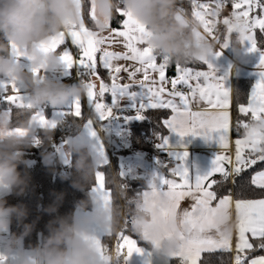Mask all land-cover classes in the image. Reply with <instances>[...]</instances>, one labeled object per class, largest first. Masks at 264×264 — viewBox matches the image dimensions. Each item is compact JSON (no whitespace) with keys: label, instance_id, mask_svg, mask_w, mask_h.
I'll return each mask as SVG.
<instances>
[{"label":"clouds","instance_id":"1","mask_svg":"<svg viewBox=\"0 0 264 264\" xmlns=\"http://www.w3.org/2000/svg\"><path fill=\"white\" fill-rule=\"evenodd\" d=\"M89 7L94 8L95 19L86 22ZM118 11L142 24L147 31V46L157 57L171 62H201L218 51L217 45L227 43L234 51H239L244 43L239 29L234 30L235 35L226 31L218 35V40L209 39L198 21L178 9V0H0V80L14 83L26 105L15 109L11 118L7 114L0 115V192L22 196L28 188L30 177L18 169L26 163L24 153L33 146L28 138L34 124L32 114L40 106L63 105L70 98L87 95L89 90V81L68 85L45 76L46 71H58L64 65L59 52L45 49L62 33L79 30L86 23L89 32L103 41L110 36L109 21ZM101 49H104L103 44ZM20 58H27L30 71L22 66ZM34 69L39 70L38 74ZM14 129L25 130L26 134L20 135ZM258 132H264V119L251 121L245 129V135ZM51 139V128L44 127L38 143L47 144ZM71 148L77 156L72 184L83 189L96 182L97 165L101 160L93 156V149L82 137L73 139ZM105 186L112 193L111 200L107 204L103 201L94 218L115 236L125 227V209L121 203L125 195L119 182L111 177H105ZM60 199L57 197L44 211L50 215L56 213ZM131 203L130 230L155 249L163 247L170 255L178 244L172 222L154 219L140 199ZM86 205L87 202L81 203V207ZM27 216L24 206L10 205L6 198H0V235L7 233L14 221L22 226L20 233L6 236L0 264H8L7 257L14 253L15 264H117L116 253L106 248L85 226L87 218L81 220L71 214L55 216L47 223V235L41 245L30 252L19 251L23 238L35 227V222H24ZM219 223L226 235L231 234L232 225L228 221Z\"/></svg>","mask_w":264,"mask_h":264},{"label":"snow or ice","instance_id":"2","mask_svg":"<svg viewBox=\"0 0 264 264\" xmlns=\"http://www.w3.org/2000/svg\"><path fill=\"white\" fill-rule=\"evenodd\" d=\"M224 5L225 0H216L215 8H211L209 4L196 3V0H192V16L202 25L204 33L213 40L219 39L218 36L213 35V29L217 23L214 18L219 15ZM232 6L234 9L243 8L244 10L233 11L231 17L223 19V25L227 26L228 33H233L237 29L240 30L243 35V42L249 46V52H260V60L257 65V68L260 69V78L251 91L247 105H241L238 111L244 116L251 113L252 121H260L264 119V50L257 47L253 33L256 28L264 32V0H239V2H234ZM255 9L261 10L259 17L250 16V13ZM180 11L184 12L183 8ZM118 13L124 18L123 30H111L112 34L103 41L97 40L86 26H82L79 30L62 33L45 50L57 51L60 49L57 52L60 53L66 68L71 69L78 64L89 70V77L95 79H99L96 72V53L102 52L100 60L103 67L109 71L112 83L109 86L101 81L97 92L94 91L97 88L96 83L89 79L87 93V99L93 102L101 120L113 115L112 109L106 107L104 102L107 93H125L133 87H139L143 92V100L133 105L136 119H144L143 112L147 109H170L172 116L164 121L167 129L181 137L200 135L212 139V133H216L215 140L218 146L227 148L231 93L224 86L225 78L216 75L209 59L201 61L207 66V71H193L190 68L181 67L180 63H177V76L170 81L172 91L167 92V98H165L163 95L166 91L165 85L169 83L165 78V69L169 61L162 58L163 62L157 63V56L146 44V28L129 14L123 11H118ZM90 15L91 19H95L94 8L91 9ZM206 17H212L213 19H206ZM117 37L122 38L127 52L121 55L101 49V44L116 43ZM69 42L75 47V52L68 47ZM226 47H228L227 43L220 45V48ZM220 54L222 53L217 51L216 55ZM74 55L79 58L74 60ZM117 60L136 61L139 67H135L132 71L124 68L123 71L128 73L129 80L134 81L136 74L140 72H143L144 79L133 83H118L117 81L120 79L118 74L121 72V67L113 64V61ZM33 71L37 74L39 72L38 69ZM150 72H157L159 80L151 79ZM191 81H196L195 85ZM178 84L186 86L189 92L178 91ZM9 86H11V91L14 94L6 95ZM0 89L3 90L0 91V99L7 101L10 105H15L16 109L26 107L24 97L19 94L20 90L14 83L0 80ZM194 102L197 105L204 102L210 110L193 111L192 105ZM73 108V115L80 117L81 102L79 99L76 100ZM11 112L12 109L7 108L3 115L10 116ZM32 121L38 123L41 127H56L55 122L50 123L39 112L32 114ZM237 123L238 127L242 126L244 129L249 127V123H242L239 120ZM13 131L20 135L26 134L25 130L22 129H14ZM92 135H95V132ZM158 147L167 153L169 151L167 139H164ZM246 148H250L248 156L244 155ZM187 156V151L183 152L182 155L177 154L176 160L178 162L171 170L174 176L180 177L181 182L177 183L174 179H165L160 172L150 182L149 190L142 193V201L145 210L150 212L154 219L161 218L172 222L174 225L173 234L177 237L178 244L170 255L179 258L181 264H198L201 253L231 249L232 236L231 234L226 235L222 231L219 221H229V208L232 204V198L224 196L218 200L215 206H212V202L217 200V193L211 189L214 184L220 182L216 180L208 182L209 178L219 173L223 181H227L232 176H239L244 170L255 165L257 161H264V132L245 135L243 139L236 140L235 162L231 171L224 167V163L229 160V157L216 153L208 171L203 174H192L183 163ZM252 182L258 187L264 188V171L256 173ZM96 184L97 188L94 191L99 192L102 200L107 204L111 200L112 194L105 188V175L103 172L96 173ZM186 197L191 198L193 201L191 210L185 209L179 212L180 201ZM235 208L238 214V242L236 243L235 264H245L246 257L242 254L245 250L253 248V245L249 243L247 233H251L253 237L261 238L259 247L264 249V199L237 200ZM118 239L122 243L116 245V256H121V250L125 247L127 253L124 259L141 251L137 246V241L129 238L122 231L119 233ZM247 264H264V257L252 259Z\"/></svg>","mask_w":264,"mask_h":264},{"label":"crops","instance_id":"3","mask_svg":"<svg viewBox=\"0 0 264 264\" xmlns=\"http://www.w3.org/2000/svg\"><path fill=\"white\" fill-rule=\"evenodd\" d=\"M234 2H238V1L235 0ZM232 5H227V6H230L229 11L227 10L224 11L223 8L220 10V12H224L225 14L224 19L231 17V14L233 11L244 10L243 8L238 9V10L234 9ZM260 15H261L260 9H255L253 12L250 13V16H253V17H259ZM206 19H213V18L206 17ZM109 28H110V21H109ZM110 29L113 30L112 28ZM201 29L203 30L202 25H201ZM116 30H123V26L122 28L116 29ZM233 35H235L234 32H233ZM253 35L256 40L257 47L261 50H264V32H261L259 28H256L254 30ZM68 47L72 51V48L74 46H72L69 42ZM248 47L249 46L247 43H243L239 51H234L231 46H228L226 48H222V51H220L222 54L216 55L217 52H215L213 56L209 58V61L213 65L216 75L218 77L225 78L224 86L231 93V101H230V106H229L230 126H229V131H228L227 148H220L218 146L215 140V136L217 135L216 133H212V137H213L212 139H208L200 135H187V136L181 137L175 132H172L170 129H167V127L164 124V121L171 118L172 112L170 109H160V108L147 109L143 112L144 119H136L135 109L133 105L138 104L139 102L143 100V92L139 87H133L125 93H120V92H116L115 94L107 93L104 97V102H105L106 107L112 109L113 115L104 120L100 119L99 113L96 111L93 102L87 99V95L83 97L70 98L69 101L64 103L63 105H59V106L50 105L51 111L49 113L45 112L43 109H40V108L37 109V112L42 113L50 123L55 122L56 127H57L65 115L67 114L73 115V111H74L73 105L76 102V100L79 99L81 102V116L83 115V112L86 111L88 115V119L78 134H76L74 137H71L63 142L58 143V145L55 148L57 157L63 165L69 164L71 160L72 141L75 138L82 137L87 141V143L93 149V156L100 157L101 163L97 165V168H100L102 166L112 163V154L110 151L111 148L107 145V142H105V138H104L105 136L104 132L106 129L108 130L109 135L115 138L116 140L115 142L117 146L113 147L114 152L118 151L119 149H129L132 144L130 126L133 123L144 121L146 118V112L149 110L168 111L169 112L168 116L162 120V125L166 131V134L162 137V141L164 139H167L168 145H169V151L167 153L160 148V150L152 154H147L145 152H137L134 154H129L125 157H122L121 155H119V158H118L120 169L124 174L129 175L130 177L139 178L145 181V183L147 184V189H145L144 191L149 190L148 186L150 182H152L153 178L157 176L158 174H160V172L164 176L165 179H174L176 180L177 183H180L181 182L180 177L174 176L171 170L173 167H175V164L178 162L176 160V155L177 154L182 155L183 152L185 151H187L188 156H187V159L183 163L190 170L192 174H197V173L203 174L206 171H208L209 168L211 167V161L213 160L216 153L229 157V160L225 161L224 167L227 170L231 171V168L235 162L236 140L243 139L245 136V129L244 128L237 129V124H238L237 122L238 120L242 123H250L252 121L251 113H249L247 116H244L243 114L239 113L238 109L241 105H244V106L247 105L249 98H250L251 91L254 88L256 82L260 78L259 76L260 69L257 68V65L259 64V60H260V52L259 51L249 52ZM104 49L107 51L119 53L121 55L127 52V49L123 45L122 38H119V37H117L116 43H112L110 45L105 44ZM57 51H60V49H58ZM96 55H97L96 56V59H97L96 72H97V76L99 77V79H95L91 77V80H93V82L96 83L97 85V88L94 91L98 92L99 83L101 81L105 83L104 78L101 77V74L98 71V68L100 67L104 70H107V69L103 67L102 61L100 60V57L102 56V52H97ZM20 62L26 70H29V71L31 70V65L29 61L27 60V58H20ZM113 64L114 66L121 67V72L118 74L120 79L117 81L120 84L133 83L134 81L138 82L144 79L143 72H140L136 74L134 81L129 80L128 73L123 71L124 68H128L129 71H132L135 67H139V64L136 61L117 60V61H113ZM76 66L79 72H81L80 70H84V68L79 66L78 64ZM74 68L75 66H73L71 69H68L66 68L64 64L63 67L59 69L58 71H53L50 73L46 71L44 74L45 76L50 77L52 79L63 81L64 83L68 85H75L74 83V76H75L74 70L75 69ZM207 70H208L207 66L205 65L204 69H199V70H194V71H207ZM87 72L89 73V70H87ZM149 75L151 79H155L157 81L159 80V74L157 72H150ZM165 78L167 81H169V83L165 85L166 91L163 94L165 98H167V92H169V90L172 89V86L170 83L172 79L168 78L166 71H165ZM110 79H111V76H110ZM111 83H112V79L110 80V82H106L105 84H108L110 86ZM191 83L195 85L196 81H191ZM201 83H203V81H201ZM246 83H248L249 85L248 94L246 95L245 99H242L241 101L239 99L238 92H239V89L241 91H244V85ZM177 86L186 87L183 84H178ZM7 91L10 92L11 94H14L11 91V86H9ZM192 110L200 111V110H210V109H209V106L204 102H200L199 105L195 104L194 102L192 105ZM4 111L5 110L0 111V115H3ZM39 129H44V127L38 126L33 130V132H31V134L33 133V137L31 139L32 141L36 139V134ZM51 129H54V128H51ZM121 130L125 131L124 134H125V137L127 138L126 144H124L117 138V132H120ZM93 132H95V135H92ZM249 154H250V148H246L244 151V155L248 156ZM169 156L174 158L175 160L174 163L172 164L165 163V158ZM262 163H264V161H257L255 165H252L246 170L254 168L258 164H262ZM261 171H264V166L260 167L259 169L255 170L252 173L251 180L253 179V176L256 173L261 172ZM97 172H102V171L97 170ZM215 176H220V174L219 173L214 174L212 177L209 178L208 182H211L212 178H214ZM214 185L211 189L213 191H214ZM253 185L257 188H260L254 183ZM96 188H97V184L94 186V188L91 191V196L93 200L92 209L84 213L82 208H78L75 211L74 216L77 218H80L81 220H84L85 218H87L88 222L85 226L90 230V232L93 235H95L103 243V237L106 235H109L110 233L99 220H96L94 218L96 215L97 209L102 207V204H103V200L101 199V194L97 191H94V189ZM106 190L110 191L107 188ZM6 194L8 193L0 192V198L5 196ZM94 196H95V199L93 198ZM225 196H230L232 198V204L229 208L230 219L228 221L232 225L231 249L228 251L217 250L215 252L230 253L231 258H232V264H235L236 243L238 242V228H237V222H238L237 215L238 214L235 208V203L237 199H235L232 192ZM219 199L220 198H217V200H214L212 202V206H215ZM141 200H143L142 194H141ZM256 200H259V199H256ZM243 201H249V200H243ZM192 203L193 201L191 200V198L186 197L184 200L180 201V207L178 211L182 212L185 209L191 210ZM7 235H9V229L7 233L0 235V253H2L3 251L2 245ZM246 235L248 237L249 243L253 245V248L245 250V252L242 254L246 257L245 264H247V262L252 259L264 257V252H263L264 249H261L259 247L261 238L253 237L251 233H247ZM148 245L149 246L144 247V246H140L137 243V246L141 249V251L138 253H133L131 257H128L126 260V264H181L179 258L169 255L163 249V247L157 250L152 244L148 243ZM255 248L256 250H259L261 252L251 255V252L255 251ZM19 251H29L30 252L31 250L24 249L23 245L21 244ZM215 252H212V253H215ZM205 254H208V252L201 253V258ZM200 260L198 261V264H200ZM7 262L8 264H15L16 262L15 253L7 257Z\"/></svg>","mask_w":264,"mask_h":264},{"label":"trees","instance_id":"4","mask_svg":"<svg viewBox=\"0 0 264 264\" xmlns=\"http://www.w3.org/2000/svg\"><path fill=\"white\" fill-rule=\"evenodd\" d=\"M215 0H196V3H210ZM235 0H225L226 5H232ZM183 8L185 15L190 18L192 16V0H178V9ZM91 8L89 7L85 13V20H91ZM123 17L117 12L115 16L110 20V28L120 29L123 26ZM86 26L88 24L86 23ZM161 57H157V63H162ZM181 67L190 68L193 71L204 69L205 65L202 62L193 63H180ZM84 74H88L86 69L80 70ZM84 71V72H83ZM101 77L104 78L105 83L110 82V75L107 70L98 68ZM169 79H173L177 76V63L169 61L167 68L165 69ZM249 85H244V91L239 89V99H245L248 94ZM6 93H9L6 91ZM11 108L12 112L10 118L14 115L15 105L8 104L7 101L0 102V111ZM45 112L51 111L50 105H43L39 107ZM37 111V110H36ZM169 112L166 110H149L146 112V118L142 122H135L130 126L131 131V147L129 149H119L114 152L111 148L112 163L97 168L102 171L105 177H111L119 182L122 186L125 197L122 198L121 203L124 205L125 215L124 224L125 227L121 230L125 235L135 239L140 246H149L141 237L130 230L128 226V220L130 219L134 199L141 200L142 192L147 189L145 181L139 178H133L124 174L119 166V155L125 157L129 154L137 152H145L152 154L157 152L154 148L146 144L141 140L142 133L155 134L158 137H163L166 131L162 125V120L168 116ZM88 119L87 112H83L81 117L67 114L63 117L58 126L52 131V139L57 140V144L51 143H37L42 139V133L44 129H39L36 134V139L33 141V146L30 150L24 153L25 164H21L19 171L27 172L29 179V185L27 190L22 196H16L13 194H6L1 198H6L10 205H22L28 211V216L25 223L35 222L33 231L27 237L22 240L24 249L31 250L35 246H39L43 243L44 237L47 235L46 225L55 216H65L71 214L74 216L75 211L78 208H82L86 211H90L93 207V200L91 191L96 185L92 183L83 189L76 188L72 184L73 178H75L76 170L74 163L77 158L76 154L71 151V160L69 164L63 165L57 157L56 146L58 143L63 142L71 137H74L80 132L83 125ZM105 142L106 139H105ZM113 151V152H112ZM264 166V163L258 164L254 168L244 170L239 176H233V181L229 179L214 185V191L217 193V198H221L229 193H233V196L237 200H256L264 198V189L257 188L253 185L251 177L252 173ZM97 173V171H96ZM107 188V187H106ZM109 189V188H107ZM110 190V189H109ZM112 194V193H111ZM112 196V195H111ZM57 197H60V204L58 210L54 214H48L44 211L49 205L53 204ZM82 202H87L85 207H81ZM127 222V223H126ZM22 226L15 221L9 228V235L11 233H20ZM119 234L112 236L111 234L103 237V245H110L115 240L117 243H122L118 239ZM261 251L256 250L251 252L257 254ZM264 252V251H263ZM200 264H232V258L230 253L215 252L205 254Z\"/></svg>","mask_w":264,"mask_h":264},{"label":"built area","instance_id":"5","mask_svg":"<svg viewBox=\"0 0 264 264\" xmlns=\"http://www.w3.org/2000/svg\"><path fill=\"white\" fill-rule=\"evenodd\" d=\"M224 17H225L224 12H220L219 15L217 17H215V20L217 21V23L215 24V27L213 29V35H216V36L223 35L227 31V26L223 25V23H222ZM202 32H204V31L202 30ZM208 37H209V39H211L210 36H208ZM217 49H218V51H222V48H220V45H217ZM72 51L73 52L76 51L75 47L72 48ZM78 58L79 57L76 56V55L73 56V59L74 60H76ZM74 66H75V68H74L75 69L74 70V74H75V76H74V83L75 84H77V83H79L81 81H88L89 79H91V77H89L88 74H84L82 72H79L77 70V66L76 65H74ZM177 90L178 91L185 92V93H188L189 92V89L188 88L182 87V86H177ZM170 91H172V89H170L169 92ZM5 94L7 95L8 93H5ZM0 102H4V101L2 99H0ZM241 128H243V127L242 126H239L238 127V124H237V129H241ZM140 138H141L142 141H144L146 144H148L149 146H151L155 150H157V151L160 150V147H158V145L160 143H162V138L161 137H158L155 134H151L150 135V134H147V133H142V135H141ZM50 143L53 144V145H56L57 144V140L51 139V142ZM174 162H175V160H174L173 157H170L169 156V157H166L165 158V163L166 164H172ZM212 180H216L218 182H223V178L221 176H215L214 178H212ZM229 180L232 182L233 181V176L230 177ZM83 212L85 213L86 210L83 209ZM116 245L117 244H116V242L114 240L112 242V244L105 245V247L108 248L111 252H115ZM126 253H127V248L125 247V248H123L121 250V256H117V264H126V260L127 259H124V256L126 255Z\"/></svg>","mask_w":264,"mask_h":264},{"label":"rangeland","instance_id":"6","mask_svg":"<svg viewBox=\"0 0 264 264\" xmlns=\"http://www.w3.org/2000/svg\"><path fill=\"white\" fill-rule=\"evenodd\" d=\"M238 2H239V0H237ZM210 6H211V8H215V6H216V0L215 1H212V2H210V3H208ZM230 6H227L226 4H225V6L223 7V9H224V11H229V8ZM97 56V55H96ZM46 118V117H45ZM47 119V118H46ZM38 126H40L38 123H34L33 125H32V130L29 132V135H28V138L29 139H32V137H33V133L31 134V132H33V130L36 128V127H38ZM41 127V126H40ZM124 132L125 131H120V132H117V138L121 141V142H123L124 144H126L127 143V138L125 137V134H124ZM105 134V136H104V138L106 139V141H107V145L109 146V147H111L112 149H113V147H116L117 145H116V140H115V138H113L112 136H110L109 135V132H108V130L106 129L105 130V132H104Z\"/></svg>","mask_w":264,"mask_h":264}]
</instances>
